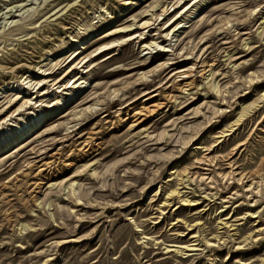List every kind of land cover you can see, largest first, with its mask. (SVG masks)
<instances>
[{
    "label": "rangeland",
    "instance_id": "374dc122",
    "mask_svg": "<svg viewBox=\"0 0 264 264\" xmlns=\"http://www.w3.org/2000/svg\"><path fill=\"white\" fill-rule=\"evenodd\" d=\"M0 86V264H264V0H0ZM210 147L216 177L263 181L255 207L180 186Z\"/></svg>",
    "mask_w": 264,
    "mask_h": 264
},
{
    "label": "bare ground",
    "instance_id": "6f19581e",
    "mask_svg": "<svg viewBox=\"0 0 264 264\" xmlns=\"http://www.w3.org/2000/svg\"><path fill=\"white\" fill-rule=\"evenodd\" d=\"M182 0H180L181 2ZM196 5V6H195ZM193 7H197V4H195ZM192 8H190L191 10ZM18 12V11H17ZM189 12V11H188ZM187 11L185 12V9L180 13V14H183L184 16L187 17ZM192 14V13H190ZM189 14V15H190ZM151 16V20H153V18H158L159 15H156V14H152L150 15ZM177 16H180V15H177ZM15 16H12L11 18H13ZM10 18V19H11ZM183 16H180V18L177 19L176 22H174L173 24H171L170 26H168L166 29H164V31L162 32L163 34V38H165L167 41H168V38L169 37H173L175 35V33H177L179 30L182 29V24H183V21H179L180 19H182ZM7 19V18H6ZM8 23V22H7ZM9 24V23H8ZM149 22H144L143 24L141 23L139 25L140 29L142 30V32L145 30V29H148L149 27ZM7 26V25H5ZM135 36H137V33L134 34ZM132 35V36H134ZM128 38L131 39V36H128ZM129 39V41H130ZM134 39H140V42L141 44H143V48H144V51H150L152 49H157L155 47V45L157 44L156 41H148L145 37V34L143 33H140L139 36H137V38H134ZM170 40V39H169ZM108 45H105L104 47H101L100 49L102 48H106ZM161 51V50H159ZM164 52H169L168 50H163ZM90 63V62H89ZM205 62H203L204 64ZM81 64V63H80ZM87 64V63H86ZM207 67L209 66H206V68L203 69V71H205L207 69ZM84 68V67H83ZM41 68L39 69V75H41ZM206 72V71H205ZM46 75V74H45ZM29 77H27L24 82H26L28 80ZM24 79V78H23ZM83 78H79L77 81H75L73 84H72V88H68V84L70 83H67L66 86L63 88V91H66V93H68V95H72L74 94V91H77L79 89H81V87L85 84L84 82H82ZM23 82V83H24ZM29 83H32V81L26 83V84H29ZM63 84V82H62ZM24 85V84H23ZM22 85V86H23ZM37 85H39V83H37ZM194 85V82H190V83H184L183 84V87H181V90H183L184 87H187V88H191L192 86ZM21 87H19L17 85V88L16 90L14 91H17L16 93L17 94H21ZM3 86H0V89L2 90ZM60 88V87H59ZM0 90V91H1ZM24 93L25 95H27V92L24 90ZM25 97V96H24ZM27 98V97H26ZM65 98H68L67 95H65V97L61 96L60 97V100L63 102V100H65ZM70 98V97H69ZM172 98V97H171ZM173 99V98H172ZM35 99L33 98H30L28 100V102H30V105L33 104V101ZM27 104V102H26ZM35 105L37 103H34ZM58 104V103H57ZM34 105V106H35ZM161 106V105H159ZM23 107V106H22ZM35 108V107H34ZM157 106H152V107H143L141 111H136L134 112V117L138 119H136L134 122H135V125H138V124H141V123H144V121H147V120H144L142 118H145V119H148L150 116H152L156 110H157ZM40 111L42 112V109H40ZM39 111V112H40ZM33 116H37L38 117V114L36 112H34L33 114H31ZM245 119V116H240L236 121L235 123L233 124V126L231 127L230 130L222 133V135H220L219 139L220 141L218 142V144L228 140L229 137H232L236 132L237 130L239 129V127L241 125H243V121ZM30 121H33V118H31ZM246 121V120H245ZM248 122V121H247ZM34 126V125H33ZM33 126H31L30 128H32ZM29 128V129H30ZM9 129V128H8ZM241 129V128H240ZM31 131V130H30ZM218 139V140H219ZM230 139V138H229ZM90 141V140H89ZM217 143V142H216ZM246 143V142H245ZM245 143H240L239 145L236 146V149H239L240 147H243L245 145ZM248 143V142H247ZM86 144V143H85ZM218 144L212 146L213 148L216 147ZM207 151V156L204 157L203 160H199L197 163L199 165L198 169H200L203 173L202 174H199V173H189L187 175L184 176V178H182L180 180L181 185H184V184H187V185H190V184H193V183H196L199 187L202 188V190L204 191V195H205V198H208V197H217V192H216V187L214 185H216L217 183V178H219L222 182H234V183H239L241 185H244L243 187V190L245 192V195H246V198H248L249 200L252 199V207H255L257 204H258V197H261L262 195V186H263V181H261L260 183L255 181L254 179H251L250 176H247L245 174H240L238 173L235 168H233V166H231V163L229 164V172L226 173V174H221V173H218V177L215 176L214 174V171L211 169L212 165H211V162L213 163V160L210 158V154L212 152H214V150L210 147V148H207L206 149ZM238 151V150H237ZM235 152V151H234ZM227 161V160H226ZM196 163V164H197ZM216 163V162H215ZM215 168V167H214ZM186 172V171H185ZM223 172V171H222ZM175 172H172L171 174H174ZM187 173V172H186ZM186 178V180L184 181V179ZM179 179V178H178ZM189 183V184H188ZM178 187V186H177ZM185 187V186H184ZM179 188V187H178ZM174 189L172 191L169 192L168 194V198H171V199H178L183 206H188V207H194L196 205H198V203H196L195 201H192V200H188L186 197H185V192H182V189H185V188H179V189ZM200 188V189H201ZM203 195V196H204ZM170 199V200H171ZM225 204L228 203L227 201L224 202ZM164 215V214H163ZM228 223H224V225H227ZM231 227V226H230ZM229 228V227H228ZM24 229V228H23ZM199 234V233H198ZM196 234V235H193L191 237V241H190V244L188 245H173L171 246L170 248L167 247L165 249H167V252L166 253H171V252H175L176 254H180V255H188L190 254L188 257H191L193 256V252H198L200 251V242H199V238L201 237V235L199 234ZM205 240V243L206 244H209V242L204 238ZM204 243V244H205ZM173 248V249H172ZM192 253V254H191Z\"/></svg>",
    "mask_w": 264,
    "mask_h": 264
}]
</instances>
